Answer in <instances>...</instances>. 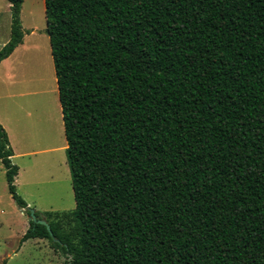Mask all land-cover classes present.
Returning a JSON list of instances; mask_svg holds the SVG:
<instances>
[{
	"label": "trees",
	"instance_id": "1",
	"mask_svg": "<svg viewBox=\"0 0 264 264\" xmlns=\"http://www.w3.org/2000/svg\"><path fill=\"white\" fill-rule=\"evenodd\" d=\"M22 43L25 0H6ZM75 208L65 264H264V0H44ZM0 162L19 208L18 166Z\"/></svg>",
	"mask_w": 264,
	"mask_h": 264
},
{
	"label": "rangeland",
	"instance_id": "2",
	"mask_svg": "<svg viewBox=\"0 0 264 264\" xmlns=\"http://www.w3.org/2000/svg\"><path fill=\"white\" fill-rule=\"evenodd\" d=\"M20 19L25 34L22 44L13 50L7 62L0 64V90L2 93L7 91L8 95L24 92L21 96L17 95V98L10 97L9 105L16 108L18 104L21 107L26 125H29V116L25 112L30 109L36 121H44L48 128L45 108L56 116L57 123L59 112L56 105H61L49 37L44 32V0H25L21 6ZM9 33L10 8L6 0H0V43L9 37ZM56 125L53 128L49 126V131H53V136L47 141L50 144L43 145L40 137L31 148L43 149L59 145L58 135H54ZM56 141L57 144L54 143ZM48 152L41 153L39 156L44 157L42 161L36 162L32 169H26L18 176L16 191L30 202L27 208L39 212L72 210L75 208V198L70 169L64 173V165L59 157L61 150ZM28 227L26 209H23V214L20 212L7 191L5 174L0 172V264H65L67 257L54 250L47 239L30 238L20 245V238Z\"/></svg>",
	"mask_w": 264,
	"mask_h": 264
},
{
	"label": "crops",
	"instance_id": "3",
	"mask_svg": "<svg viewBox=\"0 0 264 264\" xmlns=\"http://www.w3.org/2000/svg\"><path fill=\"white\" fill-rule=\"evenodd\" d=\"M8 6H9V3H8ZM32 31L33 30H31L30 32H32ZM9 37H10V33H9ZM9 37L6 38V40H4L2 43H0V48L9 40ZM9 57L10 56L3 59L0 62V64L7 62ZM1 78L2 77H0V79ZM22 94H24V92H22V93L21 92L11 93L10 95H8L7 91H5L4 93H2V91L0 92V124L5 129V131L7 133L9 144L13 150V155L11 156V161L15 165L18 166V173L15 176V181H14V183L16 185V189H18L17 183H19L18 176L22 172H24L26 169H30V168L32 169L33 165L36 162L37 163L41 162L42 159L44 158L43 156H39L41 153L46 154V153H49L48 151L54 152V151H58V149L61 150V152L59 153V157L61 159V162L64 165V173L66 174L69 172L66 156L64 153L66 146H67V143H66V139H64V137H65L64 127H63V122L61 119L62 114H60L61 107L58 106L57 101H56V104H57L56 106H57V109L59 112V121L57 119V123H55L56 122V116L52 115V113H50L48 111V109L45 108L44 111H46V113L48 114L47 115L48 128H46L47 126H46L44 121L43 122L36 121V119L32 116L33 114L31 113V111L29 109V111L25 112L26 115L29 116V118L27 117V121H28L29 125H26L25 121H23V119H22L21 107L18 104H16V108H18V110H17L15 107H11L9 105V101H8V99L10 97L17 98V95L21 96ZM41 108L43 109V107H41ZM50 118H53V119H50ZM51 120H53V121H51ZM54 124L55 125L57 124L56 125L57 128L54 131L55 132L54 135H58V138H59L58 140L60 142L59 145L49 146V147H46L43 149L31 148L34 145L33 143L35 141L37 142L40 137L42 138V142H43L42 144L43 145L50 144L47 141H49V139L53 136V133H52L53 131H51V132L49 131V126H51L50 128H53ZM37 130H39L40 132ZM39 133H40V136L35 137ZM57 141L54 143L57 144L58 143ZM0 166H1L0 172H4V174H5V168L1 162H0ZM33 173L35 174V171H33ZM5 181H6V179H5ZM37 182H39V180H37ZM6 187H7V182H6ZM7 191H8V189H7ZM24 200L26 201L27 206H29L30 202L27 200V198H25ZM19 210L23 214V209L19 208ZM35 211H37V210H35ZM37 239H39V238H37Z\"/></svg>",
	"mask_w": 264,
	"mask_h": 264
},
{
	"label": "water",
	"instance_id": "4",
	"mask_svg": "<svg viewBox=\"0 0 264 264\" xmlns=\"http://www.w3.org/2000/svg\"><path fill=\"white\" fill-rule=\"evenodd\" d=\"M27 210L29 212V215H28L29 221H33V222L45 225L46 229L48 230L52 239L56 240L53 232L51 231L50 225H49L48 221L46 220V217L40 216L39 218H37V216L35 214V212H36L35 209L27 208Z\"/></svg>",
	"mask_w": 264,
	"mask_h": 264
},
{
	"label": "bare ground",
	"instance_id": "5",
	"mask_svg": "<svg viewBox=\"0 0 264 264\" xmlns=\"http://www.w3.org/2000/svg\"><path fill=\"white\" fill-rule=\"evenodd\" d=\"M36 47V46H35Z\"/></svg>",
	"mask_w": 264,
	"mask_h": 264
}]
</instances>
